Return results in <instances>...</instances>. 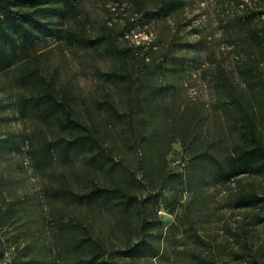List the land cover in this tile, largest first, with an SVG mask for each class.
Listing matches in <instances>:
<instances>
[{
	"label": "rangeland",
	"instance_id": "obj_1",
	"mask_svg": "<svg viewBox=\"0 0 264 264\" xmlns=\"http://www.w3.org/2000/svg\"><path fill=\"white\" fill-rule=\"evenodd\" d=\"M72 2L0 73V264H71L92 246L114 264H264L260 210L214 180L240 144L238 107L264 141V0ZM53 102L81 128L42 111ZM81 136L94 142L62 148ZM240 187L264 193V174Z\"/></svg>",
	"mask_w": 264,
	"mask_h": 264
},
{
	"label": "trees",
	"instance_id": "obj_2",
	"mask_svg": "<svg viewBox=\"0 0 264 264\" xmlns=\"http://www.w3.org/2000/svg\"><path fill=\"white\" fill-rule=\"evenodd\" d=\"M179 0H160L157 11L164 10L168 5L173 6ZM74 4L72 0H0V73H4L23 62L33 49L39 34L46 28V24L41 21L42 17L64 18L67 14L72 13ZM145 15L148 13H144ZM247 35L250 38L260 39L261 34L257 27H247ZM238 36L236 30L231 31L230 39H235L232 35ZM236 40V39H235ZM88 42V41H87ZM81 44H96L81 42ZM233 45V44H231ZM118 52V51H116ZM108 78L118 79L119 75L109 73L105 75ZM52 106V107H51ZM51 106H45L42 111L53 113L61 110L65 114L64 121L70 128H81V125L73 121L64 104L53 102ZM239 116L241 118V129L239 131L240 144L234 150L224 164L216 165L215 182L217 185L225 186L228 183L237 184V195L235 197V208L260 210L257 216V225L264 226V193H256L251 189L240 187V180L244 177H257L264 174V141L260 136V131L256 125L253 115L249 112L248 107L240 106ZM134 113V112H133ZM88 136V135H87ZM90 136L76 137L74 139H61L62 148L68 150L83 143L91 144ZM50 152V148H48ZM101 193L99 190L91 192L89 196H97ZM2 201L0 206V226L5 227L13 219V211L9 204ZM4 208V209H2ZM161 224L158 223V226ZM15 240L13 235L7 236L5 240ZM144 243L141 240L138 244L131 246L126 251L127 257H140L137 249ZM15 244V243H14ZM18 248L17 246L15 247ZM27 246L20 249L23 258L26 257ZM77 257L71 264H114L110 263L102 255L99 257V247L92 246L90 250L85 251L83 248L77 249ZM158 255L154 250L151 256ZM233 256V255H232ZM235 256V254H234ZM237 258H235L236 260ZM240 259V257H239ZM23 264H44L43 261L28 259ZM246 264H250L249 261Z\"/></svg>",
	"mask_w": 264,
	"mask_h": 264
},
{
	"label": "built area",
	"instance_id": "obj_3",
	"mask_svg": "<svg viewBox=\"0 0 264 264\" xmlns=\"http://www.w3.org/2000/svg\"><path fill=\"white\" fill-rule=\"evenodd\" d=\"M158 214H159V215H162V214H163L162 210H161V211H159V212H158Z\"/></svg>",
	"mask_w": 264,
	"mask_h": 264
}]
</instances>
